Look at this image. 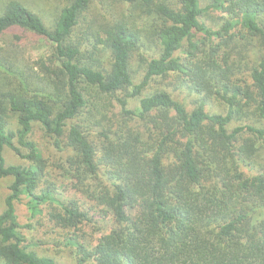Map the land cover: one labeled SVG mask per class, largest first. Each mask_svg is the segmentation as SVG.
Segmentation results:
<instances>
[{
	"label": "trees",
	"instance_id": "trees-1",
	"mask_svg": "<svg viewBox=\"0 0 264 264\" xmlns=\"http://www.w3.org/2000/svg\"><path fill=\"white\" fill-rule=\"evenodd\" d=\"M105 1L69 0L51 29L18 1L0 13V264H57L24 245L23 196L53 229L91 226L65 237L76 264H264V0H113L88 20ZM34 125L85 202L46 178Z\"/></svg>",
	"mask_w": 264,
	"mask_h": 264
},
{
	"label": "rangeland",
	"instance_id": "rangeland-1",
	"mask_svg": "<svg viewBox=\"0 0 264 264\" xmlns=\"http://www.w3.org/2000/svg\"><path fill=\"white\" fill-rule=\"evenodd\" d=\"M13 0H0V13L2 12L3 7L6 3ZM23 4L26 8H28L31 12L39 15L46 26L51 29L52 21L50 18L54 17L58 10L69 0H14ZM208 3V0H203L201 2V7H205ZM107 5L112 6L114 9L116 5L113 0H106L105 6H95L92 7L90 13L87 16L88 20H93L100 13H102V9H106ZM105 7V8H104ZM118 7V5H117ZM112 9V8H111ZM122 11L127 14L125 8ZM131 12L135 15V11L131 10ZM220 14L218 12L209 11L206 16L202 19L208 26H219L221 22L219 21ZM87 28L84 27L78 33V36H81ZM87 31H89L87 29ZM137 56V54H136ZM27 57V54H26ZM28 62L31 63L32 60L27 57ZM135 67H137V63L134 61ZM173 77L163 80H157L155 83L151 84L152 89H169L172 87L169 85L173 83ZM181 98L185 95L180 94ZM208 111L210 113H225L226 109L223 105L212 102L208 105ZM16 116L10 115L9 121L12 127H16ZM244 121L241 122H233L231 125L233 127L237 125H242ZM230 127L233 128V127ZM30 138L35 141L38 145V149L45 163L47 164V176L50 181H52L56 187L61 191V198L66 200H77L81 202H85V198L77 193L75 190L71 189L69 186V180L61 177V169L58 168V160H64L65 153L60 156L57 155L51 145V140L49 137H45L44 133L39 129L38 125L33 126V132L31 133ZM5 160L7 165H23L26 162L20 159L13 151L6 149L4 152ZM256 162L258 165L264 166V149H261L257 153ZM58 159V160H57ZM13 182V178L7 177L0 179V214L5 210V199L10 194L9 187ZM68 185V186H67ZM44 185H42V188ZM58 190V191H59ZM28 199L26 197H22L19 202H16V216L17 221L21 225H31L29 229L23 228L21 229V234L25 238L24 245L34 254L35 258L38 260H53L57 264H76V259L74 257L73 252L64 246L65 237L73 236L75 239L79 241H84L88 239L90 242L92 239L97 237L96 235L86 234L92 230L91 226L88 225L86 227L80 228L78 231H70L63 229H53V224L48 220L39 218V217H31L30 212L27 207ZM86 228V229H84ZM90 229V230H89ZM88 231V232H87ZM86 232V233H84ZM84 233V234H82Z\"/></svg>",
	"mask_w": 264,
	"mask_h": 264
}]
</instances>
